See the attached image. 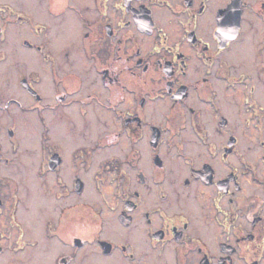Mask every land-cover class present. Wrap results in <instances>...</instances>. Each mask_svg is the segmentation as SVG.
<instances>
[{"label": "flooded vegetation", "instance_id": "obj_1", "mask_svg": "<svg viewBox=\"0 0 264 264\" xmlns=\"http://www.w3.org/2000/svg\"><path fill=\"white\" fill-rule=\"evenodd\" d=\"M0 264H264V0H0Z\"/></svg>", "mask_w": 264, "mask_h": 264}, {"label": "rangeland", "instance_id": "obj_2", "mask_svg": "<svg viewBox=\"0 0 264 264\" xmlns=\"http://www.w3.org/2000/svg\"><path fill=\"white\" fill-rule=\"evenodd\" d=\"M17 77L18 72L16 70H11V74L3 75V85L4 87H8L9 83L11 86L7 88V94L8 95H16L18 96V84H17ZM19 116L22 118V122L27 121L30 122V124H24V131H23V137L21 140V145L19 146V151L26 152L25 156L22 155V159L24 163L32 164V163H38L40 159V151H39V143H38V137L39 132L41 129V125L37 119V117L32 113H21ZM35 122V123H34ZM8 147V145H7ZM6 147V148H7ZM21 158V156H20ZM94 193V192H93ZM93 195H96L95 193Z\"/></svg>", "mask_w": 264, "mask_h": 264}]
</instances>
